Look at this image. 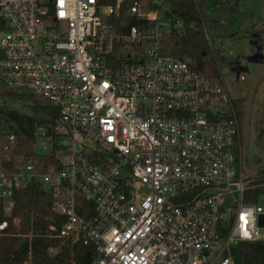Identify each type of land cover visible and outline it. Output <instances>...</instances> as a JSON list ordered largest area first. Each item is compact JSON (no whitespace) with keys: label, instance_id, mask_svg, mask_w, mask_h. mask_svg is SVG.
<instances>
[{"label":"built area","instance_id":"2783aa9c","mask_svg":"<svg viewBox=\"0 0 264 264\" xmlns=\"http://www.w3.org/2000/svg\"><path fill=\"white\" fill-rule=\"evenodd\" d=\"M123 3L0 0L1 85L59 110L29 152L11 156L12 131L0 143V205L12 216L16 188L43 187L58 218L25 236L56 240L58 264H236L240 242L264 241V192L247 199L264 182L242 169L235 97L168 51L184 25L170 0H132L134 23Z\"/></svg>","mask_w":264,"mask_h":264},{"label":"trees","instance_id":"16d2710c","mask_svg":"<svg viewBox=\"0 0 264 264\" xmlns=\"http://www.w3.org/2000/svg\"><path fill=\"white\" fill-rule=\"evenodd\" d=\"M103 3L113 2L114 0H101ZM132 0H124L121 8V19L126 23L136 22L133 15L125 12V8ZM230 0H222L226 4ZM239 1V0H235ZM219 0L215 4L208 5L203 0H170L173 13L183 19V28L171 30V38L168 40V51L193 60V66L203 70L208 75H216L219 68L213 56L207 39L204 34L203 25L209 23L216 30L220 31L227 22L226 19H218L215 15L208 13V8H217ZM264 31V24H263ZM220 33V32H219ZM200 63V65H198ZM3 94L10 99H25L30 113H23L9 106L0 108V120L3 119L9 124L8 130L0 129V143L11 131L16 134V145L11 156L17 153H27L33 141V132L36 126L46 125L50 132L56 118L59 116L57 107H52L33 96L30 93L18 92L12 88L2 86ZM245 97H236L234 105L239 118L240 126L243 117V105ZM1 124V123H0ZM8 166L9 164L5 162ZM261 177L264 182V168L262 167L256 175ZM260 192H264V185L254 188L252 195L247 199L254 200ZM16 207L12 216H6L0 205V223L8 221V226L4 234H0V264H22L28 253H32L34 264H58L56 258H51L46 254L49 245L56 242L54 239L46 238L41 235H34L31 238L25 236L30 231L35 234L45 227L48 217L56 219L58 216L51 209V196L45 192L43 187L37 183H30L23 188L15 189ZM15 217L19 219L15 222ZM89 246L81 243L73 246L74 258L79 261L87 259ZM64 258L69 257L65 247L60 253ZM236 264H264V241L240 242L234 250Z\"/></svg>","mask_w":264,"mask_h":264},{"label":"rangeland","instance_id":"374dc122","mask_svg":"<svg viewBox=\"0 0 264 264\" xmlns=\"http://www.w3.org/2000/svg\"><path fill=\"white\" fill-rule=\"evenodd\" d=\"M203 1L208 5L215 4V0ZM221 1L216 9L209 7L208 13L226 19L227 24L220 31L207 22L205 26L219 54V71L236 99L245 97L254 77L264 75V0H230L226 4ZM216 39L220 41L216 42ZM3 106L30 113L25 99H10L3 94L0 83V108ZM0 123V129L8 130L9 124L5 120L1 119ZM247 164L251 168H264V77L257 83L252 102Z\"/></svg>","mask_w":264,"mask_h":264},{"label":"water","instance_id":"95a60500","mask_svg":"<svg viewBox=\"0 0 264 264\" xmlns=\"http://www.w3.org/2000/svg\"><path fill=\"white\" fill-rule=\"evenodd\" d=\"M221 59L224 60L225 57L221 56ZM200 65V63H198ZM264 75H258L254 77L248 86L247 93L245 95V102L243 105V117L241 124V133H242V169L248 176L256 175L261 168H251L247 164V151H248V142L250 135V116H251V108L253 97L255 94L256 86L258 81L263 78ZM262 218L260 219V224H262Z\"/></svg>","mask_w":264,"mask_h":264},{"label":"flooded vegetation","instance_id":"af4514ba","mask_svg":"<svg viewBox=\"0 0 264 264\" xmlns=\"http://www.w3.org/2000/svg\"><path fill=\"white\" fill-rule=\"evenodd\" d=\"M219 55V54H218ZM217 58H218V56H217ZM216 62H218V61H216Z\"/></svg>","mask_w":264,"mask_h":264},{"label":"crops","instance_id":"0c3cea01","mask_svg":"<svg viewBox=\"0 0 264 264\" xmlns=\"http://www.w3.org/2000/svg\"><path fill=\"white\" fill-rule=\"evenodd\" d=\"M215 2H216V0H215ZM218 5V4H217ZM264 24V23H263Z\"/></svg>","mask_w":264,"mask_h":264}]
</instances>
